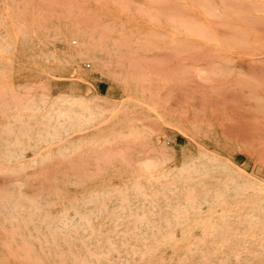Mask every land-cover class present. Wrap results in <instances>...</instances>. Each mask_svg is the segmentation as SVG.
<instances>
[{
    "label": "rangeland",
    "instance_id": "374dc122",
    "mask_svg": "<svg viewBox=\"0 0 264 264\" xmlns=\"http://www.w3.org/2000/svg\"><path fill=\"white\" fill-rule=\"evenodd\" d=\"M0 15V264L39 260L63 199L105 232L92 246L126 224L123 264L197 261L189 231L264 234V0H0Z\"/></svg>",
    "mask_w": 264,
    "mask_h": 264
},
{
    "label": "bare ground",
    "instance_id": "6f19581e",
    "mask_svg": "<svg viewBox=\"0 0 264 264\" xmlns=\"http://www.w3.org/2000/svg\"><path fill=\"white\" fill-rule=\"evenodd\" d=\"M169 27L171 28V37L172 35L175 36L176 31H180L181 29V25L178 22L170 23ZM207 29L208 27L203 24V31H206ZM186 34L187 30L183 31L182 35L185 36ZM200 35L201 38L210 42L216 41V38L214 37L215 34L214 36H210L204 33H201ZM86 39H88V36L82 37L83 41H85ZM116 43L117 42H115L114 44ZM107 107L108 108L105 107L104 110L106 112L113 109V107L110 105ZM97 195L98 193L96 192L91 199L97 198ZM64 200L66 204V208H63L64 211H62V213H59V215L55 213V239L40 241L41 257H39V260H36L33 264H55V259H64L65 257L79 258L81 256L84 257L86 264H97L94 263L95 261L100 264L102 260H105V264H123L127 262L126 259H128L129 256L134 255L137 252L135 242H133L137 239L128 238V236H130L131 234H135H130V232L123 230L122 227H124L126 224L121 223L114 226L112 230L116 235L115 237L120 238L119 244H116V240L106 239V242L103 244H96L95 246L90 245L93 242L101 241L102 239H99L98 236L105 232H99L97 231L98 227L95 224L90 225V223L83 221H87V214L81 216L71 215L67 206L69 203H72L70 199L69 203L66 201L67 199H63V201ZM89 201L91 200L89 199ZM79 203L80 202L78 201L77 204ZM110 203L112 202L108 200L103 201V207H105L103 209L105 211H107V208H109ZM115 203V206H123L125 204V207H123V209L132 208L131 203L127 202V199L123 197V195L119 196ZM30 213L32 219L38 215L36 214V208H32ZM77 215L79 214L77 213ZM49 216L51 217V215ZM138 217L141 216H136V218L132 222L138 221ZM105 224L108 223H103V225ZM116 229L122 230H119V232H117ZM184 235L188 240L192 239L195 242H206V245L204 247L195 249L196 252L200 254V258H197V261H192L187 264H200L199 262L201 260L206 261V263L204 262L202 264H233L230 261L231 255L238 254L242 246L243 251L256 253V251L259 250L264 255V234H260L257 231L243 232L237 230L233 233L228 229L225 230L221 228L219 230L212 231L205 229L198 234L194 231H189ZM31 250V247L25 246V251L30 252ZM47 250L48 252H46Z\"/></svg>",
    "mask_w": 264,
    "mask_h": 264
}]
</instances>
